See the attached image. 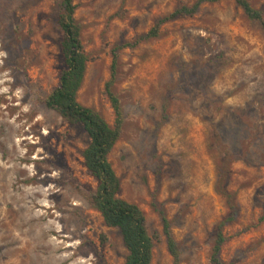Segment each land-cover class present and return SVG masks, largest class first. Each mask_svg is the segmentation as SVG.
<instances>
[{
	"label": "rangeland",
	"instance_id": "374dc122",
	"mask_svg": "<svg viewBox=\"0 0 264 264\" xmlns=\"http://www.w3.org/2000/svg\"><path fill=\"white\" fill-rule=\"evenodd\" d=\"M197 0H73L89 58L77 102L110 126L113 50ZM264 16V0H247ZM60 0H0V264H124L127 251L87 201L89 139L46 106L62 70ZM116 50L111 92L123 116L108 160L120 198L158 236L151 264H264V25L233 0L164 22ZM104 239V241H103Z\"/></svg>",
	"mask_w": 264,
	"mask_h": 264
},
{
	"label": "trees",
	"instance_id": "16d2710c",
	"mask_svg": "<svg viewBox=\"0 0 264 264\" xmlns=\"http://www.w3.org/2000/svg\"><path fill=\"white\" fill-rule=\"evenodd\" d=\"M220 1L222 0H197L191 7H182L169 17L159 20L148 33L133 44L121 45L113 50L111 80L105 85V94L115 116L114 125L110 126L97 112L77 102V92L81 88L89 58L81 42L80 27L74 19L76 5L73 0H60L57 25L63 33L60 43L63 67L59 74L58 85L46 99V106L57 112L67 123L81 125L89 139L87 147L82 152V159L84 167L95 179L97 186L94 192L86 195V198L90 206L100 214L104 224L108 228L119 231L123 246L127 251L124 264H151L154 244L159 237L149 234L142 210L136 204L120 198V180L108 160L110 152L120 138L123 124L120 101L111 92L116 68V50L134 48L144 40L156 38L159 34L158 29L164 22L177 17L192 16L203 4ZM233 1L248 20L264 25V16L260 10L253 8L247 0ZM234 213L235 208L231 205L228 218L215 229L211 264H226L220 258L222 247L227 241L223 229L232 222ZM162 224L173 264H179L177 245L165 217L162 218Z\"/></svg>",
	"mask_w": 264,
	"mask_h": 264
}]
</instances>
